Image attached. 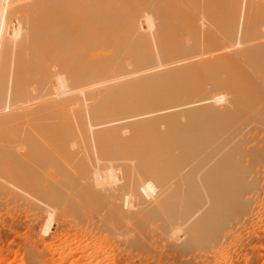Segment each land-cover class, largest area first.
Here are the masks:
<instances>
[{
	"label": "bare ground",
	"instance_id": "bare-ground-1",
	"mask_svg": "<svg viewBox=\"0 0 264 264\" xmlns=\"http://www.w3.org/2000/svg\"><path fill=\"white\" fill-rule=\"evenodd\" d=\"M256 99L264 0H0V187L84 232L213 245Z\"/></svg>",
	"mask_w": 264,
	"mask_h": 264
},
{
	"label": "rangeland",
	"instance_id": "rangeland-1",
	"mask_svg": "<svg viewBox=\"0 0 264 264\" xmlns=\"http://www.w3.org/2000/svg\"><path fill=\"white\" fill-rule=\"evenodd\" d=\"M261 101L253 100L258 111L264 109ZM87 113L86 110L85 121L90 124L91 115ZM61 116L69 118L68 112ZM243 137L241 166L246 175L234 188L235 193L230 190L232 196L239 197L240 201L229 204V214L216 219L215 223L218 226L224 224L226 230L225 235L213 236L218 239L213 245L187 248L183 252L174 248L176 243L171 242L169 236L87 233L82 229L86 224L101 223L94 216L80 217L83 221L79 217L77 219L80 216L78 211H72L74 215L64 205H68L70 199L66 203L63 201L62 208V201L60 205L48 203L45 208L47 203L38 201L35 195L27 196V193L17 189L13 191L0 187V191L3 190L0 194V264H80L81 261L83 264L82 254L85 258L94 256L86 258L85 264L94 260L100 264H264V121L246 125ZM67 194L71 195L70 190ZM233 204L234 207L237 204L240 206H237L238 212L234 209L236 213L230 211L234 208ZM137 226H133L134 230L139 228ZM178 237L175 236V239ZM96 247L105 250L104 256L96 258L93 254ZM31 253L35 255L29 256ZM32 257L37 259L36 262L31 263Z\"/></svg>",
	"mask_w": 264,
	"mask_h": 264
}]
</instances>
